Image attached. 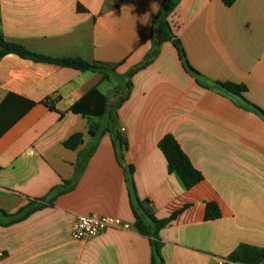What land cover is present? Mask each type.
<instances>
[{"label": "crops", "instance_id": "obj_1", "mask_svg": "<svg viewBox=\"0 0 264 264\" xmlns=\"http://www.w3.org/2000/svg\"><path fill=\"white\" fill-rule=\"evenodd\" d=\"M163 0H0L5 40L53 59L107 69L79 72L16 55L0 62V264H218L240 245L264 248V0H180L170 21L189 66L172 42L151 36ZM218 83L244 85L245 100ZM93 89L116 112H71ZM123 101V102H122ZM51 106L54 110H51ZM122 129L125 130L122 133ZM82 135L75 150L65 143ZM172 135L204 180L184 190L159 149ZM88 160L80 173L83 160ZM140 201L157 219L161 258L136 227L129 168ZM30 203L44 205L11 223ZM207 203L221 218L205 221ZM121 219L85 241L71 237L80 216Z\"/></svg>", "mask_w": 264, "mask_h": 264}, {"label": "trees", "instance_id": "obj_2", "mask_svg": "<svg viewBox=\"0 0 264 264\" xmlns=\"http://www.w3.org/2000/svg\"><path fill=\"white\" fill-rule=\"evenodd\" d=\"M180 0H163L161 9L159 13L155 16L153 29H152V39L154 43V50L150 54L149 58L137 69H134L127 76L128 83L127 87L131 88L130 79L132 76L141 68L150 64L152 59L157 55L158 49L167 42H172L178 51L179 57L183 62L185 68L191 73L197 74L188 64L185 56V51L177 39L174 31V26L170 21L171 15L174 12L177 4ZM225 6L231 7L235 4L236 0H222ZM9 55H16L24 60H29L35 63H45L56 65L62 68H69L79 72H99L104 75L105 79H109V73L107 69L99 67L96 65H91L82 59H53L49 57H44L29 51L22 45L9 43L5 40L4 36L0 31V62L3 58ZM220 88L224 89L228 93L241 97L247 104V100L243 97L247 92V88L244 85H237L234 83H218ZM123 102V101H122ZM252 108L264 117V112L259 108L251 105ZM51 110L54 108L51 106ZM71 112L75 114H80L86 117L104 119L107 117L109 124L107 131L111 132L115 138V146L120 150L119 159L122 160L123 153L126 150L125 141L119 136L115 135V125L116 112H111L108 97L103 95L98 89H93L80 101H78L72 108ZM82 141V135L77 134L71 137L66 143V148L70 150H75L80 145ZM159 149L163 153L166 161L167 167L170 174H173L179 180L181 186L184 190L188 191L203 182V175L197 171L187 155L181 149L179 143L172 135H166L159 143ZM89 155L83 160L80 167V173L83 171L84 166L88 160ZM133 168H129V178L128 183L130 185V199L131 208L135 217L137 229L144 235L151 237V244L153 248V253L156 258H161V244L159 242V233L164 228L168 227L174 218V216L159 220L153 214H151L146 206L147 202H142L138 199L136 194V188L132 179ZM44 205L35 206V204L30 203L27 207L21 209L15 216H9L12 221L11 223H16L28 218L35 211L42 209ZM0 213L6 215L4 211ZM221 218V211L216 203H207L205 210V221H215ZM229 262L233 264H264V248H258L247 244L240 245L232 254L229 255Z\"/></svg>", "mask_w": 264, "mask_h": 264}, {"label": "built area", "instance_id": "obj_3", "mask_svg": "<svg viewBox=\"0 0 264 264\" xmlns=\"http://www.w3.org/2000/svg\"><path fill=\"white\" fill-rule=\"evenodd\" d=\"M125 130L122 129V133ZM130 225L121 219L99 215L80 216L75 221L71 237L75 241H85L96 237L109 229L128 230ZM3 255H0V259ZM218 264H233L228 260H220Z\"/></svg>", "mask_w": 264, "mask_h": 264}]
</instances>
